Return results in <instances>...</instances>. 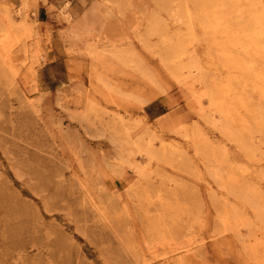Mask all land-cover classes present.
I'll use <instances>...</instances> for the list:
<instances>
[{
    "label": "rangeland",
    "instance_id": "374dc122",
    "mask_svg": "<svg viewBox=\"0 0 264 264\" xmlns=\"http://www.w3.org/2000/svg\"><path fill=\"white\" fill-rule=\"evenodd\" d=\"M0 264H264V0H0Z\"/></svg>",
    "mask_w": 264,
    "mask_h": 264
}]
</instances>
